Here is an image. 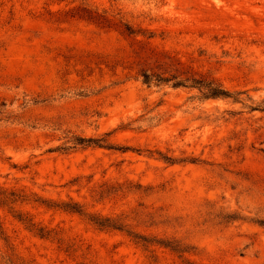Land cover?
Here are the masks:
<instances>
[{"label": "rangeland", "instance_id": "obj_1", "mask_svg": "<svg viewBox=\"0 0 264 264\" xmlns=\"http://www.w3.org/2000/svg\"><path fill=\"white\" fill-rule=\"evenodd\" d=\"M0 264H264V0H0Z\"/></svg>", "mask_w": 264, "mask_h": 264}, {"label": "trees", "instance_id": "obj_2", "mask_svg": "<svg viewBox=\"0 0 264 264\" xmlns=\"http://www.w3.org/2000/svg\"><path fill=\"white\" fill-rule=\"evenodd\" d=\"M129 33L131 34L129 29H127ZM165 80H162L161 78L155 79V83L164 82ZM143 82L145 84L151 83V78L147 74H143ZM193 85H198L199 87H204L206 89L205 98H225L228 97L229 94L227 91L222 89L219 86H216L212 83H203V82H193ZM175 86H180L181 82H176L174 84ZM98 227L100 228H111V229H117L115 224L109 220H97L94 222ZM119 229V228H118ZM41 237L45 236L46 234H43L42 230H40ZM172 251L179 252L176 248H171Z\"/></svg>", "mask_w": 264, "mask_h": 264}]
</instances>
